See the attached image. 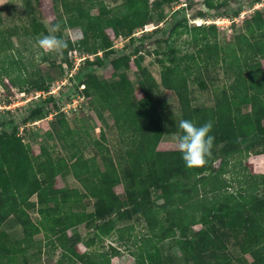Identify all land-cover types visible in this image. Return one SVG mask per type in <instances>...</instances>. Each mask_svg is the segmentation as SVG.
Masks as SVG:
<instances>
[{
    "label": "trees",
    "instance_id": "obj_1",
    "mask_svg": "<svg viewBox=\"0 0 264 264\" xmlns=\"http://www.w3.org/2000/svg\"><path fill=\"white\" fill-rule=\"evenodd\" d=\"M37 1L24 0L23 5L29 16L33 15L32 2ZM179 1L156 0L150 4L149 0H119L109 7L101 0H59L64 15L63 28L79 30L82 39L76 42L65 40L67 47L59 51L62 62L57 64L50 57L48 63H38L34 73L28 72L20 57L18 59L14 55L9 56L8 52L14 49L11 37L17 34V28L4 29L0 12V86L5 90L6 96L12 95L10 88L22 92L27 85L37 91L47 90L46 76L50 82L61 79L68 67H71L73 61L69 58L70 52L76 51L78 56H83L82 52L96 54L93 51L99 50L106 57L112 47V42L105 34L106 29H111L115 37L132 39L137 30L153 24L156 28L152 32L155 33L159 31L158 25L164 20L162 7H172L179 4ZM231 1L239 0H219L217 4L212 0H205L204 6L209 11H215L217 15L237 18L240 11L231 6ZM94 8L98 10L96 16L90 14V10ZM157 9L160 10L156 14L157 23L154 24L153 11ZM196 17L205 19L207 14L198 12ZM32 21L37 22L34 17ZM182 21L173 26L169 34L155 45L159 47L160 43H168L174 31L178 27H184L194 31L187 43L191 52H180L179 56H176L170 48L169 56L172 57L168 60H158L162 67L159 84L143 71L142 79L138 81V90L142 94L140 100L135 102L132 98L131 85L124 73L118 74V81L111 83L93 77L91 84L84 85L83 92L92 99L95 108L104 107L115 115V124L119 129L132 130V133L139 135L133 150L126 154V163L122 165V161L119 162V180L127 183L124 195L127 204H132L130 199L136 195L133 185L136 179L141 178L143 171L146 172L145 181L148 186L153 184L161 192L165 202L172 199L177 191L184 193L183 187L194 186L203 174H210L208 179L212 182L211 192H215L211 204L215 206L217 201H221L226 207L203 212L192 221L193 225H200L197 239L194 241L185 239L192 233V223L187 228L178 229L179 234L173 237L170 247L176 245L180 251L181 263L244 264L242 256L249 255L252 259L250 264H264V174L250 175L251 182L242 193L222 192L226 185L220 180L229 159L242 151L239 140L264 133V128L256 117L257 112L264 113V68L260 62V59L264 58V12L253 11L249 18L244 16L242 22L246 32L232 36L221 45L217 43L215 26H188L187 20ZM56 36L63 39L61 31L57 32ZM85 38L92 43L90 46L83 40ZM145 48L139 46L134 53H139ZM155 53L159 55L158 52ZM100 61V57L96 59L97 63ZM200 61L205 70L208 65L224 67L234 75L229 86L215 88V105L210 108L193 107L188 99L187 75L191 73L192 67L198 75L202 74L203 69L197 66ZM86 62L87 59L81 65ZM128 63L129 57L123 55L111 64L114 71H119L126 68ZM34 76H38V80H34ZM4 79L8 80L9 86L4 83ZM159 88L175 94L183 119L191 120L197 127L206 121H212L210 135L215 137V141L211 157L203 167L187 168L179 150H156L164 134L162 115L152 96V90ZM243 107H249V111L242 112ZM40 117L41 113L37 110L36 113H31L29 119L39 120ZM81 119L84 122L88 120L84 114H81ZM51 130L66 143L70 134L66 122H52ZM16 132V128L8 130L0 123V227L12 217L20 226L23 237L9 240L6 233L0 231V264H32L33 256L40 255V250H35L32 239L41 231V227L57 238L64 252L69 250L76 256L72 246L75 247L77 243L73 244L70 238H60L62 232L70 230L72 236L77 239L82 231L90 228L108 234L123 216L135 213L136 207L132 206V211L126 208L110 185L112 181L118 180L114 174L116 164L109 158L101 160L102 168L95 171L88 168L87 162L82 161L81 157L71 164V172L74 179L89 190L90 199L86 198L84 202L73 201L79 205L81 211L62 212V203H66L69 195H57L52 184L64 171V166L54 163L47 156L43 161L35 160L30 147ZM222 143L223 146H220ZM259 143L264 149V135ZM42 151L45 153V150ZM217 161H220L219 165L214 168L213 165ZM89 176L92 179L98 176L99 180L94 178L90 181ZM243 185L244 182L239 183V186ZM31 212L39 216L38 224L32 221L29 215ZM84 217L88 218L86 223ZM229 240L233 241L241 255L235 262L228 258L225 252V241ZM87 244L85 241L84 245ZM76 257L83 264H99L85 256ZM177 262L171 255L156 254L141 258L137 264ZM42 264L57 263L52 257H47Z\"/></svg>",
    "mask_w": 264,
    "mask_h": 264
},
{
    "label": "rangeland",
    "instance_id": "obj_2",
    "mask_svg": "<svg viewBox=\"0 0 264 264\" xmlns=\"http://www.w3.org/2000/svg\"><path fill=\"white\" fill-rule=\"evenodd\" d=\"M117 1L119 0H101L105 6L109 7ZM154 1L156 0H149V3L153 4ZM204 1L180 0L179 4L172 7H162L164 20L158 25L159 31L155 33L152 32L156 28L153 24L137 30L132 39L115 37L111 29H106L105 34L112 42L111 50L106 57L99 50L93 51L96 54L82 52L81 55H89L90 59L81 65L78 63V58H74V64L69 63L71 67H68L61 79L50 82L46 76L47 90L37 91L34 87L27 85L22 92L10 88L12 95L6 96L5 90L0 86V107H2L0 123H3L8 130L17 129V135L21 136L30 147L35 160L43 161L50 157L54 163L64 166V171L56 177L52 184L57 195H69L66 203H62V212H66V210L67 212L81 211L79 205L73 201L84 202L86 198L90 199L89 190L77 179H74L71 172V164L76 159L81 157L82 161L87 162L88 168L97 171L102 168V161L109 158L116 164L115 168L118 171L114 169V174L118 177L119 162L122 161L120 163L122 165L126 163V154L133 150L134 142L139 136L132 133V130L119 129L115 124V115L106 108H95L92 99L83 92L84 85L91 84L93 77L108 83L116 82L118 74L124 73L131 85L132 98L136 102L142 98V94L138 90V81L142 79L143 71L159 84V73L162 67L158 60L171 58L172 56H169L170 48L174 50L176 56H179L180 52L182 54L191 52L187 48V43L194 31L184 27H178L168 43H160L159 47L155 45L157 41L169 34L173 26L183 22L184 19L188 21V26H215L217 43L221 45L232 36L246 32L242 22L244 16L249 18L253 11L264 12V0L258 2L239 0L231 1V6L240 11L239 17L230 18L223 15L222 17L215 11L207 10ZM212 1L217 4L219 0ZM23 4L24 0H0L3 28L7 30L17 28V34L11 37L14 49L8 52L9 56L14 55L18 59L20 57L30 73H34L36 66L41 61L45 64L48 63L50 57L59 64L62 62L60 52H44L39 48L38 40L50 34L56 35V33L50 32V27L55 23L61 25L60 31L64 40L79 41L82 39L81 32L77 29L63 28L64 15L59 0L32 2L33 15L31 16L27 14ZM159 10L153 11L155 12L153 13L154 24L157 23L156 14ZM198 12L206 13L207 17L205 19L197 18ZM90 14L96 16L97 8L91 9ZM33 17L37 22L33 23ZM83 40L89 46L92 44L87 38ZM139 46L146 48L139 53H134ZM155 52H158L159 55H156ZM38 53L42 54L38 55ZM164 53L167 55H163ZM123 55L129 57L127 67L114 71L112 61ZM99 57L102 61L97 63L96 59ZM260 62L264 68V58H261ZM197 66L202 68L203 72L198 75L192 67L191 73L187 75L188 99L193 107H213L216 100L215 88L229 86L233 82L234 75L224 67L208 65L205 70L201 61ZM34 80H38V76H34ZM4 83L9 86L7 79H4ZM152 91L154 103L162 115L164 124V134L156 150L158 152L177 151L175 136L180 134L179 122L183 119L178 99L173 92L162 88ZM3 106L7 108H3ZM37 110L41 113V119H29L31 113H36ZM248 111L249 107L242 108V112ZM81 114L88 118L87 122L81 119ZM256 117L264 128V113L259 111L256 113ZM57 121L66 122L69 127L70 134L66 143L61 141L57 134L51 130V123ZM263 135L264 133L254 134L249 138L239 140L241 153L230 158L228 165L222 171L220 180L226 185L223 190L221 189L222 192L242 193L251 182L250 175L264 174V149L259 145ZM220 146H223V143ZM42 150H45V153ZM219 162H215L213 167L217 168ZM97 174L98 172H96ZM145 174L146 172L143 171L140 175L141 178L134 182L136 195L130 199L132 204H127L124 197L127 183L120 181V177L111 182L110 185L115 195L120 197L124 206L130 211H132V206L136 207L135 213L123 216L120 221L115 223L111 232L102 234L94 228L85 229L79 234L78 239L72 236L70 230L61 233L60 238H70L73 244L77 243L75 247L72 246L76 256H85L99 264H137L141 258L160 254L162 256L171 255L178 261L176 264H183L180 262V251L176 245L170 247L173 237H177L179 234L178 229L187 228L203 212L226 207L221 201H217L215 206L211 204L215 192H211L212 182L208 179L210 174H203L194 186L183 187L184 193L177 191L167 202L153 184L151 187L148 186ZM88 178L90 181L94 178L99 180L98 176L93 179L91 176ZM83 180L84 177L81 178V181ZM240 182H244V185L239 186ZM29 215L32 221L38 224L39 216L33 212ZM87 220L88 218L84 217V223ZM190 229H192V233L185 238L189 242L197 239L200 225L192 223ZM0 231L5 232L9 240H18L23 237L20 226L12 217L6 220L0 227ZM85 241L88 243L87 245H84ZM32 242L35 245V250H40V255L33 256L32 264H42V261L47 257H52L57 264H83L78 257L71 254V251L64 252L62 244L58 243L57 238L46 232L43 227L38 234L33 236ZM225 244L227 257L235 262L236 258L241 256L238 249L232 240L225 241ZM242 260L243 263L245 262L244 264H250L252 261L249 255L242 256Z\"/></svg>",
    "mask_w": 264,
    "mask_h": 264
},
{
    "label": "clouds",
    "instance_id": "obj_3",
    "mask_svg": "<svg viewBox=\"0 0 264 264\" xmlns=\"http://www.w3.org/2000/svg\"><path fill=\"white\" fill-rule=\"evenodd\" d=\"M61 25L55 23L50 27V32H60ZM38 46L44 52H57L67 47V42L56 36L47 35L38 40ZM42 53H38L41 55ZM213 128L212 121H206L197 127L191 120L182 119L179 122L180 134L175 136L178 150L185 166L189 169L203 167L211 157V150L215 137L210 135Z\"/></svg>",
    "mask_w": 264,
    "mask_h": 264
},
{
    "label": "built area",
    "instance_id": "obj_4",
    "mask_svg": "<svg viewBox=\"0 0 264 264\" xmlns=\"http://www.w3.org/2000/svg\"><path fill=\"white\" fill-rule=\"evenodd\" d=\"M69 58L73 61V64H74V58H78V63H82L85 59H90V56L89 55H83V56H78L77 52L76 51H72L69 53ZM77 63V64H78ZM80 65V64H79ZM50 95H51V91L49 92ZM2 107H0L1 109ZM3 108H7L6 106H3Z\"/></svg>",
    "mask_w": 264,
    "mask_h": 264
}]
</instances>
